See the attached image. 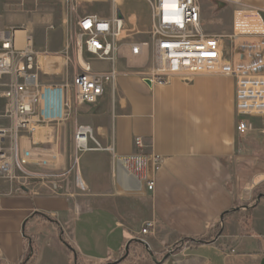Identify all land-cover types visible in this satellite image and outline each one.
<instances>
[{
	"label": "crops",
	"instance_id": "obj_1",
	"mask_svg": "<svg viewBox=\"0 0 264 264\" xmlns=\"http://www.w3.org/2000/svg\"><path fill=\"white\" fill-rule=\"evenodd\" d=\"M24 1L0 0V30L22 31L19 41L15 36L16 49L22 50L30 37L34 50L48 57L44 66L39 61L44 85L71 81L80 58L72 49V61L67 64L64 3L45 5L49 12L42 15L24 8ZM100 1L109 5V11L89 13L110 16L111 0ZM230 2L234 7L264 9V0ZM14 4L22 7L20 12L6 8ZM115 7L128 24L149 26L147 0H119ZM203 25L207 30L204 20ZM92 63L96 69L110 66L97 60ZM120 69L124 72L114 92L109 86L97 103L75 104L70 118L42 126L48 128L47 133L40 131L47 137L35 139L37 144L52 142L51 151H55L75 125L91 126L101 148L82 155L77 173L88 192H40L18 188L0 176V264H108L120 260L128 244L131 249L137 243L145 247L137 239L155 255L182 243L183 249L161 264H260L264 190L253 197L242 184L251 169L245 161L251 154L260 159L264 151V116L246 117L251 129L239 133L231 76L200 75L191 81L177 77L157 84L148 82L141 68H129L125 60ZM136 136L143 138V148L135 144ZM33 137L22 136L20 148L32 150ZM111 145L119 154L144 152L162 158L154 171L153 192L127 195L119 191L111 152L106 149ZM256 170L255 183H261L260 162ZM147 221H154L155 228L142 235ZM195 237H209L210 242L194 247L184 243ZM34 246L37 255L30 261Z\"/></svg>",
	"mask_w": 264,
	"mask_h": 264
},
{
	"label": "built area",
	"instance_id": "obj_2",
	"mask_svg": "<svg viewBox=\"0 0 264 264\" xmlns=\"http://www.w3.org/2000/svg\"><path fill=\"white\" fill-rule=\"evenodd\" d=\"M114 5L108 17L98 13H80L78 0H62L68 53L79 59V70L71 81L59 85H44L40 81V58L31 38L18 51L15 47L16 28L0 30V85L4 87V112L8 124L0 128V176L11 178L17 162L11 148L4 147L7 137L34 136L49 123L68 119L75 104L97 103L110 86L114 92L118 77L129 68L142 70L143 77L152 83L166 84L173 78L191 81L200 75L231 76L235 80L236 110L240 115L238 131L246 134L251 125L247 116H264V9L236 5L231 33L213 34L203 25L200 0H147L151 20L147 38L137 39L128 31V23ZM231 1V0H227ZM109 63L106 70L96 69L93 61ZM47 104L50 106L47 107ZM29 135H19L21 133ZM84 139V144L81 143ZM76 145L88 151L91 142L101 148L92 127L77 124ZM135 144L143 148V138L136 136ZM18 149L19 142L16 139ZM111 152L112 175L122 194H146L156 187L155 169L162 158L155 154ZM15 150V149H14ZM151 163L153 164L151 168ZM77 183H85L77 175ZM154 221L145 222L141 234L148 235Z\"/></svg>",
	"mask_w": 264,
	"mask_h": 264
},
{
	"label": "rangeland",
	"instance_id": "obj_3",
	"mask_svg": "<svg viewBox=\"0 0 264 264\" xmlns=\"http://www.w3.org/2000/svg\"><path fill=\"white\" fill-rule=\"evenodd\" d=\"M10 2V0H2ZM25 0L26 9H35L36 13L44 14L47 11L45 5L62 4V0ZM149 3V2H148ZM202 6V18L207 24L208 32L218 33H231L233 29V14L234 5L227 0H200ZM150 5V4H149ZM123 7V6H121ZM135 7V6H133ZM10 12H20L22 7L17 4L9 5L6 7ZM78 9L81 13H89L93 11H100L103 14L109 11V5L103 3L100 0H78ZM124 9V8H123ZM150 26V24H149ZM137 26L136 24H128V31L135 34L137 39L147 38V31L149 29ZM1 46V42H0ZM73 65L70 64V69ZM71 71V70H70ZM4 88L0 86V91ZM1 93V92H0ZM4 112V99L0 94V128L5 127L8 122L2 117ZM260 117L257 115L247 116ZM81 124V123H80ZM75 129L70 134L69 138L62 140L59 150L51 151L53 143H32V150L46 154L45 156H36L35 160L24 159L21 154L19 155L14 150L16 139H20V136L7 137L3 146L11 148V154L17 162L14 163L15 168L11 175V178L5 179L6 181L13 182L18 188L30 187L40 192H57V193H86L88 189L81 188L77 183L78 168L81 163L80 159L86 152L79 149L75 140ZM19 135H29L28 133H21ZM32 137V136H29ZM96 137V136H95ZM97 138V137H96ZM90 147H97L93 142L89 144ZM31 150V151H32ZM264 152V151H262ZM260 155V159L256 158L253 154L245 162H248L250 170L246 173V178L242 184V189H246L248 193H252V196L259 194L260 190H264V180L261 183H255L257 179V164L260 162V175L264 176V153ZM248 188V189H247ZM245 193V191H244ZM143 239H145L143 237ZM187 239V238H186ZM185 239V240H186ZM138 241V240H137ZM141 242V241H139ZM173 248V247H172ZM170 248V249H172ZM170 249L164 252H159L156 257L160 260ZM125 253L120 258V262L116 264H158L153 261L149 252L140 243L134 244L132 249L130 248L129 254L123 258ZM114 264V263H113Z\"/></svg>",
	"mask_w": 264,
	"mask_h": 264
},
{
	"label": "bare ground",
	"instance_id": "obj_4",
	"mask_svg": "<svg viewBox=\"0 0 264 264\" xmlns=\"http://www.w3.org/2000/svg\"><path fill=\"white\" fill-rule=\"evenodd\" d=\"M22 34H24L22 31H20V30H17L16 32H15V36H16V38H17V40L19 41L20 40V38H22ZM22 41H24V40H22ZM23 43V42H22ZM24 44H25V42H24ZM18 48V47H17ZM22 48V47H21ZM48 59V57H46V56H42L41 58H40V63L44 66L45 65V62H46V60ZM48 61V60H47ZM55 63V62H54ZM55 65V64H54ZM46 69V68H45ZM54 70V69H53ZM48 131V128H39L38 129V131L34 134V137H33V140H34V142L36 143V138H41V137H43V139L44 138H46L47 137V134H41V132L42 131ZM41 131V132H40ZM47 131H46V133H47ZM45 133V132H44ZM44 135V136H43ZM84 139H82V141H81V143L82 144H84ZM23 145V144H22ZM14 149L16 150L17 149V146L15 145V147H14ZM18 149L21 151V156H23V158L24 159H27V160H35V157L37 156V154L36 153H34L33 151H31L30 149H28V148H26L24 145L20 148V145L18 146Z\"/></svg>",
	"mask_w": 264,
	"mask_h": 264
},
{
	"label": "trees",
	"instance_id": "obj_5",
	"mask_svg": "<svg viewBox=\"0 0 264 264\" xmlns=\"http://www.w3.org/2000/svg\"><path fill=\"white\" fill-rule=\"evenodd\" d=\"M210 242V238L209 237H204V238H199V237H195V238H187L186 240H184V243L187 245V246H191V247H194V246H197V245H201V244H204V243H208ZM142 245V244H140ZM143 246V245H142ZM183 245L182 243H177L173 246L172 250H173V253L176 254V253H179L182 249H183ZM34 254H33V257L30 258V261L31 260H34L36 255H37V252H36V248L34 246Z\"/></svg>",
	"mask_w": 264,
	"mask_h": 264
},
{
	"label": "water",
	"instance_id": "obj_6",
	"mask_svg": "<svg viewBox=\"0 0 264 264\" xmlns=\"http://www.w3.org/2000/svg\"><path fill=\"white\" fill-rule=\"evenodd\" d=\"M148 82H150V81L148 80ZM137 240L138 241H141L145 245V247H146L147 251L149 252V254H150L151 258L153 259V261L156 262V263H158V264L163 263L167 258H169L173 254V250L170 249L168 252H166V254L162 257V259L159 260L156 257L155 253L152 250H150V248H149V246H148V244L146 242H144L143 240H140V239H137ZM129 251H130V244H128L126 246V252H125V255L123 256V258H125L129 254ZM119 261L120 260H117L116 262H112V263H108V264L117 263ZM260 264H264V257L262 258V261H261Z\"/></svg>",
	"mask_w": 264,
	"mask_h": 264
}]
</instances>
